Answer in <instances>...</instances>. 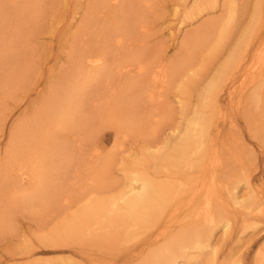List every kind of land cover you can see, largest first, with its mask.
Masks as SVG:
<instances>
[{"label":"rangeland","instance_id":"374dc122","mask_svg":"<svg viewBox=\"0 0 264 264\" xmlns=\"http://www.w3.org/2000/svg\"><path fill=\"white\" fill-rule=\"evenodd\" d=\"M211 1L0 0V264H162L160 234L209 206L211 247L174 263L264 264V116L247 100L264 85V0ZM197 113L216 158L180 168L165 153ZM30 161L42 187L14 198ZM135 171L136 192L153 178L166 191L150 221L128 219Z\"/></svg>","mask_w":264,"mask_h":264},{"label":"bare ground","instance_id":"6f19581e","mask_svg":"<svg viewBox=\"0 0 264 264\" xmlns=\"http://www.w3.org/2000/svg\"><path fill=\"white\" fill-rule=\"evenodd\" d=\"M204 1H209L212 4L211 0H204ZM205 37H207V36L205 35ZM205 37H204V40L206 39ZM196 38L197 37H195L194 35L189 37V39L191 41H193L191 43L192 45H196L197 46L203 40V38H202V39H199V40L196 41ZM239 59H241V58H239ZM98 61L99 60H97L96 62H98ZM234 62H236V60ZM238 63H239V61H238ZM241 63H243V62H241ZM258 63L260 64V62H258ZM263 63H264V61H263ZM252 64H254V63H252ZM259 64H258V66H259ZM234 65H237V63L234 64ZM254 65H250V66H254ZM234 67H236V66H234ZM246 69H248V68H246ZM258 73H260V72H258ZM260 76H262V75H260ZM260 83H262V82H260ZM260 83L255 87V89H253L251 91L250 95H248V99L247 100H248V105L254 106V107L257 106L256 108H260L261 109L260 110L261 111L260 114H262L261 116H264V109L262 110V108H264V98H263L264 97L263 96L264 91H262L264 89V85L260 84ZM215 84H216V82L214 83V85ZM216 86H217V84H216ZM118 100H119V103H117L115 106H112L109 109V112L112 113V115L109 116L110 123H111L112 126H114V125L117 126V123L119 122V121L116 120L115 115H116V113L120 112L119 108L121 106V101L123 99L120 98ZM262 111H263V113H262ZM193 116H192L193 117V121L191 122L190 126H188L189 128H187V130L185 132V135L183 137L186 141H183L181 144H178L177 146L173 147V149H172V151L170 153H167V154L165 153V156L168 157L169 160L170 159H174L179 167L182 164V166H185V167L188 166L191 169L194 166L193 165L194 162H198V163H196V165H197L196 167L201 169V170H204L205 169L204 165H206V163H209V162L211 164V161L214 158H216L215 156H216V153H217L216 151L217 150L215 151L214 148L213 149L212 148H208L206 150L207 147L204 145L205 144L204 139L207 136L206 132H204V131H206L205 130L206 129V124L205 123H207L208 120H206L207 122L205 121L202 113L201 114L197 113V115L193 114ZM209 121L211 122V120H209ZM64 122H66V121L62 117H59L58 120L54 124V128L51 131L47 132L46 134L47 135H49V134L51 135V133H53L54 131L61 130L62 127L64 126ZM154 125H155V126H153L154 134L156 132H159L160 129L163 127V124H162L161 121L155 122ZM256 130H259V129L257 128ZM117 131H121V130H117ZM259 134H260L259 136L262 135L264 137V131L263 130L260 129ZM259 138L262 139L261 137H259ZM189 143L191 144V147L189 146ZM167 144L169 145L168 142H167ZM208 147H210V146H208ZM155 148H158V147H153V149H155ZM155 151L159 152V156L161 157V163H164L165 162V160L163 159V154L164 153L160 152L161 151L160 148H159V150L155 149ZM155 158H153V159H155ZM194 158H197V160H194ZM37 159L40 161V163H42V160L44 159L43 154L40 153V155H39V157ZM190 160H191V162H189ZM183 163H185L186 165H184ZM191 163H192V166L190 165ZM30 164H32L34 167H33L32 171L29 170L28 175L31 177V180H33V182L28 187L29 188L28 190H24L22 192L21 191L18 192L19 191L18 190L17 192L19 194L15 195L14 198H19V197L20 198H23V197H27L28 198L34 192L39 191L40 188L42 187V183H40V180H42V176L43 175H42L41 171H38L39 170V166H41V164L38 166V164L35 161H30ZM188 169H187V171H188ZM199 169L195 168V170H199ZM40 170H41V167H40ZM192 170H194V169H192ZM195 170H194V172H196ZM148 176H149V174H148ZM152 177H154V176H152ZM130 178H131V184L127 187V189H125V192H124V194L122 196V198H124L126 196L125 197L126 199L124 198L125 199L124 201H126V202H124V204H125V207H126V209L128 211V215H129L128 219H130V217H131V219L132 218L138 219V221H140V220L145 221V222L146 221H150V220L153 219L152 216H155V214L158 213L159 210L158 209L155 210V209L159 206L160 202H163L164 200L167 199V195L164 194V193H166V191H164L160 187L159 183L156 184L157 182H155V178H153L150 181H147V180L143 181V185L141 187V190L136 192L137 188H138L137 185L139 184L138 183L139 182V178H143V177L140 176L135 171V172H131ZM31 180H29V181H31ZM179 188H181V187H179ZM176 189H178V188H176ZM130 193H132L133 195L130 194ZM250 200L252 201V199H250ZM254 200L255 199L253 198V201ZM15 201H16V199H15ZM0 202H1V199H0ZM234 203L236 205H238V204L241 205L240 209L242 208V211H244V214H247L246 212L249 211V212H251L250 214L253 215L254 212H255V208H254V205H253L255 202L252 203V202L248 201V202L244 203V201L241 202V199L239 197H235L234 198ZM257 204H259V200H258ZM256 206H258V205H256ZM126 209L124 210V212H127ZM235 212H237V211L235 210ZM136 214H138V216ZM214 214L215 213H213V211H212V206H211V208L209 206L208 209H207L206 215H204V217L202 216L204 218L202 220V222L199 221L202 218H194L193 221H192V225L191 226H187V225L181 226L180 228H178V231L176 232V234L175 235L171 234L169 236V238H167L166 232L163 231L161 233L162 235L160 234V236H164L165 235L164 236V240L168 241L170 239L171 243H170V246L168 245V248L166 249V252L163 254L164 261H162V264H175L174 262L178 258H186L188 256V252L189 251L201 252L203 250H206V248L211 247V238L213 236L212 234L215 231V228L217 227V221H218ZM247 219H249L248 216H247ZM250 219H251V217H250ZM244 221H246L245 217H244ZM185 235H188V237L187 238H183ZM212 251H213L212 253L216 254V252H214V249ZM215 254H214V256H215ZM215 257H214V259H215ZM165 258H169V260H167ZM225 261H228V260H225ZM224 263H222V264H224Z\"/></svg>","mask_w":264,"mask_h":264}]
</instances>
